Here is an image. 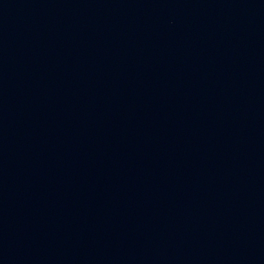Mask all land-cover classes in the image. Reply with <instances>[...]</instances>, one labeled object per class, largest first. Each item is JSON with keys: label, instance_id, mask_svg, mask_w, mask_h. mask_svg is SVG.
Segmentation results:
<instances>
[{"label": "water", "instance_id": "water-1", "mask_svg": "<svg viewBox=\"0 0 264 264\" xmlns=\"http://www.w3.org/2000/svg\"><path fill=\"white\" fill-rule=\"evenodd\" d=\"M0 264H264V0H0Z\"/></svg>", "mask_w": 264, "mask_h": 264}]
</instances>
